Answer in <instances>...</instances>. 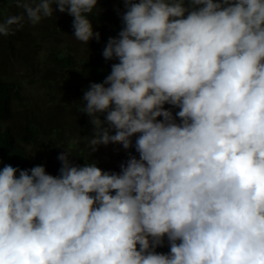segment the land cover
I'll return each instance as SVG.
<instances>
[{"label":"clouds","instance_id":"9594fccd","mask_svg":"<svg viewBox=\"0 0 264 264\" xmlns=\"http://www.w3.org/2000/svg\"><path fill=\"white\" fill-rule=\"evenodd\" d=\"M13 3L0 36L59 11L100 38L99 0ZM124 4L102 53L117 62L81 112L91 153L135 137L139 155L120 172L69 150L59 175L0 168V264H264V0Z\"/></svg>","mask_w":264,"mask_h":264},{"label":"trees","instance_id":"16d2710c","mask_svg":"<svg viewBox=\"0 0 264 264\" xmlns=\"http://www.w3.org/2000/svg\"><path fill=\"white\" fill-rule=\"evenodd\" d=\"M125 11L124 0H99L97 8L89 14L94 31L100 33L98 40L93 38L89 41L90 56L76 59L71 48L52 46L47 58L54 62V70L74 71L80 67L86 72V81L90 79L91 84L103 82L110 74L112 64L117 62L106 60L102 54L103 49L109 38L118 36L123 28L122 14ZM73 19L67 12L54 13L50 25H53L55 35L68 29L74 33ZM45 32L50 37L54 36L52 31ZM68 77L71 78L70 75ZM26 92V86L20 78L10 75L4 69L0 70V168L8 164L20 169L44 165L48 173L59 175L62 162L58 156L69 150L74 164L83 166L87 162L96 161L105 171H121L119 164L110 160L111 154L108 152L102 159L95 157L96 151L91 153L87 140L91 139L94 126L91 118L81 112L82 100L79 102L78 97L74 98V107L68 111L67 107L55 100L45 110L28 102ZM178 110L173 109L174 112ZM134 142L135 137L133 147L129 150L138 157ZM157 251H169L167 238Z\"/></svg>","mask_w":264,"mask_h":264},{"label":"rangeland","instance_id":"374dc122","mask_svg":"<svg viewBox=\"0 0 264 264\" xmlns=\"http://www.w3.org/2000/svg\"><path fill=\"white\" fill-rule=\"evenodd\" d=\"M21 11L13 0L0 1V20L18 15ZM51 22L50 17L36 25L26 23L22 29L15 31L16 35L0 36V70L4 69L10 75L20 78L27 89L26 100L39 109L46 110L56 100L67 107L68 111L74 107V98L78 97L79 102H82L91 85L90 79L86 81V72L80 67L74 71L54 70V62L48 60L47 56L52 46H55L71 48L76 59H86L90 56L89 43L79 41L71 29L55 35ZM45 31H52L54 36L50 37ZM106 152L111 154L110 160L116 161L120 168L129 159L130 154L134 155L117 143L99 146L94 155L100 159Z\"/></svg>","mask_w":264,"mask_h":264}]
</instances>
